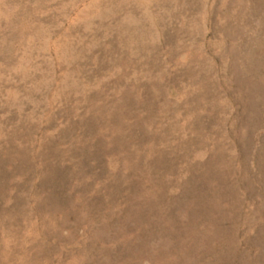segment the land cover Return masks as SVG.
I'll list each match as a JSON object with an SVG mask.
<instances>
[{"label":"rangeland","instance_id":"rangeland-1","mask_svg":"<svg viewBox=\"0 0 264 264\" xmlns=\"http://www.w3.org/2000/svg\"><path fill=\"white\" fill-rule=\"evenodd\" d=\"M0 264H264V0H0Z\"/></svg>","mask_w":264,"mask_h":264}]
</instances>
